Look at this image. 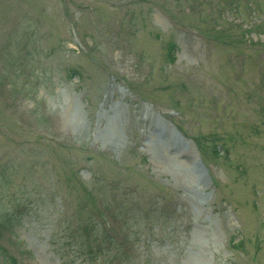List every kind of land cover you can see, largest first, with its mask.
<instances>
[{"label":"rangeland","instance_id":"rangeland-1","mask_svg":"<svg viewBox=\"0 0 264 264\" xmlns=\"http://www.w3.org/2000/svg\"><path fill=\"white\" fill-rule=\"evenodd\" d=\"M0 225V264H264V0H0Z\"/></svg>","mask_w":264,"mask_h":264},{"label":"trees","instance_id":"trees-1","mask_svg":"<svg viewBox=\"0 0 264 264\" xmlns=\"http://www.w3.org/2000/svg\"><path fill=\"white\" fill-rule=\"evenodd\" d=\"M170 48H171V46H170ZM170 48H168V50H170ZM217 154H218V152H215V155H217ZM0 226H1V225H0ZM0 229H1V227H0ZM239 242H240V241H237V242H236V245H235L236 248L239 247ZM237 244H238V245H237ZM3 257H4V253L2 252V249H1V247H0V258H3ZM7 262H8L9 264H12L14 261H13V259L8 258Z\"/></svg>","mask_w":264,"mask_h":264},{"label":"bare ground","instance_id":"bare-ground-1","mask_svg":"<svg viewBox=\"0 0 264 264\" xmlns=\"http://www.w3.org/2000/svg\"><path fill=\"white\" fill-rule=\"evenodd\" d=\"M196 171H197V172H196L197 174H196L195 172H194V173H195L196 175H198L199 172H198V170H196ZM192 175H193V177H194V174H192ZM193 181H194V183H195V182H196V179H193ZM196 183H197V182H196Z\"/></svg>","mask_w":264,"mask_h":264},{"label":"water","instance_id":"water-1","mask_svg":"<svg viewBox=\"0 0 264 264\" xmlns=\"http://www.w3.org/2000/svg\"><path fill=\"white\" fill-rule=\"evenodd\" d=\"M198 163H199V162L196 163V166H198ZM198 168H199V167H198ZM198 170H199V169H198ZM199 171H200V170H199Z\"/></svg>","mask_w":264,"mask_h":264}]
</instances>
